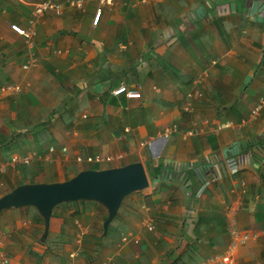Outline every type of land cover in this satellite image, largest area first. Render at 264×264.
Masks as SVG:
<instances>
[{"label": "crops", "instance_id": "crops-1", "mask_svg": "<svg viewBox=\"0 0 264 264\" xmlns=\"http://www.w3.org/2000/svg\"><path fill=\"white\" fill-rule=\"evenodd\" d=\"M37 1L0 0V85L22 86L19 95L0 99V144L14 136L25 144L7 155L0 149V196L23 181H63L85 168L146 163V148L154 160L163 157L166 169L149 187L123 200L111 230L127 225L140 240L139 250L134 242L120 244L121 237H110L114 246L97 240L91 257L83 247L81 255L70 258L76 247L72 226L78 225L73 213L91 215L86 225L95 238L108 216L103 204L87 202L53 211L47 237L52 240L61 230L69 237L56 253L46 252L41 240V215L29 207L3 210L0 258L7 255V264H161L166 250L179 255L189 242L198 241L201 258L221 252L229 230L238 228L257 238L237 248L235 264H264V144L258 142L264 135V108L256 120L241 123L264 95V0H117L103 7L97 25L92 20L100 2L90 0L82 10L44 13L36 23L35 45L29 47L11 24L29 26ZM31 52L39 65L24 70ZM206 70L208 77L199 85L205 98L196 101L194 115L188 114L185 95ZM123 82L141 97L113 95ZM194 118L208 121L204 132L186 139L179 132L165 136L174 124L190 128ZM227 121L234 125L226 127ZM43 126L49 137L36 134ZM31 151L43 155L31 171L10 165L1 170L13 153ZM118 153L125 157L92 164L76 160ZM235 158L242 162L232 174ZM143 197L150 204L141 202L140 209L152 218L154 232L143 221L137 229L128 222L131 205Z\"/></svg>", "mask_w": 264, "mask_h": 264}, {"label": "built area", "instance_id": "built-area-1", "mask_svg": "<svg viewBox=\"0 0 264 264\" xmlns=\"http://www.w3.org/2000/svg\"><path fill=\"white\" fill-rule=\"evenodd\" d=\"M87 1L90 0H68L66 3L61 1H55V0H38L34 5L33 10V19L31 20V23L27 27H23L20 24L12 23L11 29L15 31L18 35H21L25 38V41L27 42L29 47H33L35 45V40L38 35V30L36 28L37 21L43 16L44 13L47 11H53L57 15H62L64 13V9L67 7L76 8V9H84L85 4ZM100 2V5L96 8L95 14L93 16L92 23L93 25H97L100 21V18L103 14V7L114 4L117 0H98ZM146 2V0H142ZM60 52V50H59ZM39 65V59L36 56L35 53L31 52L26 59V61L23 63L22 67L24 70H29L31 68H35ZM209 71L206 70L205 72H202V74H199L197 79L194 82L193 87L186 93L185 100L183 104V110L187 112L188 114H195L196 113V101L199 100L204 96V92L199 87L200 84L203 83V81L208 77ZM22 90V86L20 83H6L0 85V99H2L5 95H11L16 96L18 95ZM111 93L113 95H125L128 98H140L141 93L134 88H131L127 83L123 82L119 85L115 86ZM264 108V95L260 97L254 108L251 110L250 115L241 121V123L245 124L247 122H250L252 120H256L257 117H259L261 110ZM208 124V121H205L203 124H200L197 118L193 119L192 126L190 128L182 129L180 130L177 124L172 125L171 127L166 128L164 134L165 136H169L173 133H180L183 138H188L189 136L200 134L204 132V126ZM226 127H232L234 125L233 121H227L224 124ZM224 125H221L218 129H222ZM242 125V124H241ZM217 129V130H218ZM145 144V142H143ZM50 151L54 150V146H50ZM124 154L118 153V154H108V155H102V154H88V155H79L77 156L76 160L81 163H102V162H110L115 159H122L124 158ZM43 158V155L38 152H29L26 154H13L10 158V161L8 164L16 166L23 163H28L30 161H34L35 159H41ZM241 159L237 158L234 161L231 162L230 169L231 173L235 174L238 172ZM183 165L180 164L178 168H182ZM1 170H5V166H2ZM76 223L80 227V231L76 234L75 237V245L76 247L71 249L69 252L70 258H76L83 252V236L87 232V227L83 226L78 220H76ZM143 225L146 227V229L150 232L155 231V224L149 216H146L143 218ZM230 234V240L227 245V247L221 252V253H215L212 255H209L202 259L197 264H235V252L237 248L245 244L250 238H253L256 240L257 234H249L248 232H242L238 228H231L229 230ZM130 242H134L135 244L139 243V238L134 235L131 231L125 232L121 236V244H127ZM9 261V258L7 255H3L0 258V264H7Z\"/></svg>", "mask_w": 264, "mask_h": 264}, {"label": "water", "instance_id": "water-1", "mask_svg": "<svg viewBox=\"0 0 264 264\" xmlns=\"http://www.w3.org/2000/svg\"><path fill=\"white\" fill-rule=\"evenodd\" d=\"M149 185L150 177L143 161L102 169L85 168L63 181L19 184L0 196V213L13 207H34L45 221L41 238L44 242L53 210L58 204L79 200L96 201L108 210L103 222L105 235L123 200Z\"/></svg>", "mask_w": 264, "mask_h": 264}, {"label": "trees", "instance_id": "trees-1", "mask_svg": "<svg viewBox=\"0 0 264 264\" xmlns=\"http://www.w3.org/2000/svg\"><path fill=\"white\" fill-rule=\"evenodd\" d=\"M261 66H262V63L258 64L256 66V68L259 69ZM220 87L222 89L225 86L223 85V86H220ZM205 94H204V96H205ZM204 96L202 98H205ZM44 125H46V124H44ZM28 130L29 131L30 130L31 131H35L36 127H33L31 129H28ZM41 132H43V134H44L43 137L44 138L47 137V136L48 137L50 136V134L48 133V130H47V128L45 126H43L40 129L36 130V134H39ZM26 134H27V132H23L20 135H26ZM14 137L13 138L9 137L7 140H5V142L0 144V149L3 151V153L5 155L10 154L11 152H13L16 149V147L25 146V144L23 142L20 143L21 137H16L15 139H14ZM258 142H261V144H264V135H262L260 141H258ZM165 151H166V149H165ZM146 154H147V161H146L145 164H146L147 172H148L150 178L154 179V178H157L158 176H161L163 171L166 169V167L164 165L163 157H160L159 159L154 160L151 157V154H150V151L148 150V148H146ZM32 162L33 161H30L28 163L20 164L19 168H21V169L23 168V170L25 172L31 171L32 170V165H31ZM20 183L21 184L25 183V181L20 182ZM195 197H196V195H195ZM87 202L98 203L96 201H91V200H79V201H74V202H62V203L58 204L57 207L61 206V205L62 206H68V205L75 204V203H83V204H85ZM36 213L38 215H40L37 210H36ZM77 213H78V210L73 213V216H75ZM210 216H212V214L211 215H206V216H203V217L201 216V217H199V220L204 221V220L208 219ZM105 219H106V217L104 218V220ZM160 223H162V222H160ZM117 230H119V232H125V231H127V225L121 224V225L118 226ZM66 235H67V233L65 232V230H61L60 233L54 239L51 240L49 237H47L46 243H45V245L47 247L46 248V252L53 253L57 249L63 248V245L69 240V237H67ZM111 235H112L111 224H110V226L108 228V231H107V233L105 235H103V227H101V234L98 237V239H97L98 241L96 243L101 244V245H106L108 243V241L110 240V237L113 240L114 236H111ZM161 242H162V245H165L166 248H167L166 242H164L162 240H161ZM196 242H198V241H196ZM195 243H190L189 242L187 244L186 249L182 253H180L179 255H176V256L173 255L174 252H172L171 249L166 250V257L163 259L161 264H196L197 262L201 261V259L204 258V256L201 258V254H202L201 251L202 250H200L198 245H195Z\"/></svg>", "mask_w": 264, "mask_h": 264}, {"label": "rangeland", "instance_id": "rangeland-1", "mask_svg": "<svg viewBox=\"0 0 264 264\" xmlns=\"http://www.w3.org/2000/svg\"><path fill=\"white\" fill-rule=\"evenodd\" d=\"M262 81H264V79L262 80ZM231 85H233L232 83H230ZM225 86V85H224ZM246 86H247V84L244 86V89L246 88ZM223 90H222V92L223 93H226L225 92V90H224V87L222 88ZM230 91V90H229ZM250 92V89H248V91H247V93H249ZM42 138H40L39 140H41ZM151 154V153H150ZM146 165V164H145ZM153 181V179L152 178H150V183H153L152 182ZM134 195H136V193L134 192V193H132V194H130V195H128L124 200L126 201V200H128L129 198H131L132 196H134ZM144 198V197H143ZM141 198V199H139L138 201H137V203H135V204H133V205H131V206H133V208H132V210H131V213L129 214V217H130V220L128 221L129 222V224L131 225V228L132 229H137V228H139V225H141V222L143 221V218H144V215H145V213L140 209V204H141V202H144L145 204H147L148 206H149V202L144 198ZM124 201V202H125ZM92 204H96L95 202L94 203H92ZM125 205H126V203H125ZM123 206V204H121L120 205V208H119V210H118V213H117V215H116V217L113 219V221H112V223H111V230H112V228H113V226H114V224H115V222L118 220V218H119V216L121 215V213H122V207ZM26 207H29V208H31V209H33L34 211H36L35 210V208L34 207H31V206H26ZM65 207H67V208H75V205H73V204H71V205H68V206H65ZM65 207H63L62 205L61 206H58V207H55L54 208V210H56V209H58V208H65ZM13 208H16V207H13ZM6 210V209H5ZM87 216H83L82 214H78V215H75V217L74 218H78V220L80 221V222H83V223H85V224H90L91 223V215L90 214H86ZM33 216V215H32ZM146 217V216H145ZM73 218V219H74ZM70 219V218H69ZM134 223H135V225H134ZM72 224H73V222H72ZM88 224V225H89ZM133 224V225H132ZM136 224H138V225H136ZM101 225H100V229L99 230H101ZM75 229L74 230V235H75V233H76V231H77V225H74L73 224V226H72V229ZM90 229H92V227H90ZM112 232V231H111ZM121 234H122V232H119V230H114L113 231V233H112V235L111 236H114V238L116 237V238H120L121 237ZM87 235V236H86ZM85 236H84V249H87V252H88V255L91 257L92 256V254H94V246H95V242L97 241V239L98 238H95V234H93V233H90L89 231H88V233L86 234ZM70 240L72 241V243L73 242H75V236H74V239H73V237L71 238L70 237ZM129 244V243H128ZM130 244H132V243H130ZM106 245H111V246H114V244H113V242H111V243H107ZM103 246H105V245H103ZM139 248H140V244H137V249L139 250ZM135 249H136V247H135ZM136 249V250H137ZM215 253H221V252H215ZM91 258H89V257H87V260H90ZM111 264H112V261H111ZM116 264H120V261H116Z\"/></svg>", "mask_w": 264, "mask_h": 264}, {"label": "clouds", "instance_id": "clouds-1", "mask_svg": "<svg viewBox=\"0 0 264 264\" xmlns=\"http://www.w3.org/2000/svg\"><path fill=\"white\" fill-rule=\"evenodd\" d=\"M21 36V35H20ZM23 37V36H22ZM6 84V83H5ZM22 91V90H21ZM19 95V94H18ZM17 96V95H16ZM256 105V104H255ZM262 111V110H261ZM251 113V112H250ZM260 116V115H259ZM31 152H33V151H31ZM36 152V151H35ZM39 153V152H38ZM15 154V153H14ZM17 154H19V153H17ZM24 154H26V153H24ZM13 155V154H12ZM11 155V156H12ZM23 155V154H22ZM11 156H10V158H11ZM10 158H9V160L7 161V163H5V168L7 167V166H9L10 164H8V162L10 161ZM235 159H237V158H235ZM234 159V160H235ZM90 164H92V163H90ZM10 166H13V165H10ZM19 165H16V166H13V167H18ZM98 169V168H97ZM2 171H4V170H2ZM239 171V170H238ZM70 178V177H69ZM68 179V178H67ZM210 179V178H209ZM211 180V179H210ZM29 183H33V182H29ZM23 184V183H22ZM10 191V190H9ZM99 203V202H98ZM24 207H26V206H24ZM32 207V206H31ZM57 207V206H56ZM54 211V210H53ZM40 214V213H39ZM53 214V213H52ZM77 218V217H76ZM107 218V217H106ZM44 219V218H43ZM78 219V218H77ZM80 222V221H79ZM83 226H85V227H87V232L85 233V235L88 233V231H89V227L85 224V223H83V222H80ZM112 223V222H111ZM77 231H76V233H75V237H76V234L80 231V227L77 225ZM104 232V231H103ZM128 232V231H127ZM150 232V231H149ZM123 233H125V232H123ZM122 233V234H123ZM122 234H121V236H122ZM84 235V236H85ZM84 236H83V247H84ZM75 243V242H74ZM228 243H229V241H228ZM120 244H121V238H120ZM138 244V243H137ZM226 247H227V244H226ZM225 247V248H226ZM222 252V251H221ZM213 254H215V253H213ZM210 255H212V254H210ZM69 256V255H68ZM207 256H209V255H207ZM207 256H205V257H207ZM204 257V258H205ZM204 258H202V259H204ZM201 259V260H202ZM200 262V261H199Z\"/></svg>", "mask_w": 264, "mask_h": 264}]
</instances>
